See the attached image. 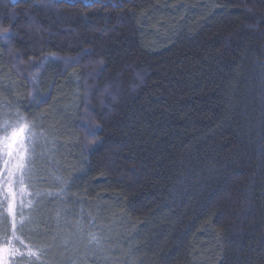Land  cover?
Here are the masks:
<instances>
[{
	"label": "trees",
	"instance_id": "trees-1",
	"mask_svg": "<svg viewBox=\"0 0 264 264\" xmlns=\"http://www.w3.org/2000/svg\"><path fill=\"white\" fill-rule=\"evenodd\" d=\"M5 28L2 80L57 140L47 190L97 237L87 264H264V0H0ZM53 55L34 99L26 67Z\"/></svg>",
	"mask_w": 264,
	"mask_h": 264
},
{
	"label": "rangeland",
	"instance_id": "rangeland-1",
	"mask_svg": "<svg viewBox=\"0 0 264 264\" xmlns=\"http://www.w3.org/2000/svg\"><path fill=\"white\" fill-rule=\"evenodd\" d=\"M45 57L40 61L29 62L27 77L32 85V97L37 96L35 91V78ZM49 61V60H48ZM4 76L0 71V114L16 112L19 93H17L14 83L2 80ZM32 98V99H33ZM9 105V107H4ZM30 120V119H29ZM4 117L0 115V127L3 126ZM36 123V122H35ZM35 131L43 133L37 136L35 151L31 153V163L25 171L23 182H21L20 172L16 173L13 181L12 191L15 192L16 202V222L20 227L23 217L25 223L21 231L16 235L18 240L13 242V247L18 251L13 255L8 264H33L35 258L28 256L29 250L35 251L37 248L43 250V255L35 264H87L96 258L100 244L91 242V232L84 225L82 219L70 208V197L65 191H49L48 184L52 181V170L54 162L55 146L58 144L47 128L38 125ZM15 163V161L13 162ZM49 200L55 203L52 212L51 223L42 227L38 218H44L46 222V211H43V204ZM49 216V215H48ZM7 217L8 233L12 234V217L7 215V203L0 197V241L3 240L4 218ZM23 241V244L20 243ZM98 241V240H97Z\"/></svg>",
	"mask_w": 264,
	"mask_h": 264
},
{
	"label": "snow or ice",
	"instance_id": "snow-or-ice-1",
	"mask_svg": "<svg viewBox=\"0 0 264 264\" xmlns=\"http://www.w3.org/2000/svg\"><path fill=\"white\" fill-rule=\"evenodd\" d=\"M48 3L51 4L52 0H48ZM13 35H15V33H11L8 28H5L0 32V41L9 43ZM49 59L56 60L60 58L54 55L50 58L45 57L44 61H41V65ZM72 62L77 61L75 58H72ZM99 65L102 69L104 61L101 60ZM4 107H9V105H4ZM0 115L4 117L3 126L0 127V197L7 203V215L12 217L11 236H9L8 233L7 217L4 218L3 240L0 241V264H8V261H10L13 255L18 251L13 247V242L19 239L16 233L21 231L25 223L22 217L20 227L17 226L15 218L16 194L12 191L13 181L16 173L20 172L21 182H23L25 171L31 163L30 154L35 151L36 138L37 136H42L43 133L35 131L38 127L35 120H29V117L22 114L19 110L14 114L6 112ZM84 127L86 135L95 138L99 128ZM102 144V140H95L94 143L86 144L85 150L91 152ZM14 161L15 163H13ZM91 242H98L95 235L91 236L90 243ZM20 243L23 244V241H20ZM43 254V250L39 248L35 251L29 250L28 252L30 258H35L33 264H35V261H39Z\"/></svg>",
	"mask_w": 264,
	"mask_h": 264
}]
</instances>
